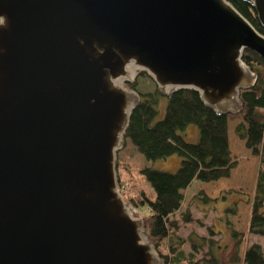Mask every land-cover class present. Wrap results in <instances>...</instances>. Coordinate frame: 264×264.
<instances>
[{
	"label": "water",
	"instance_id": "obj_1",
	"mask_svg": "<svg viewBox=\"0 0 264 264\" xmlns=\"http://www.w3.org/2000/svg\"><path fill=\"white\" fill-rule=\"evenodd\" d=\"M240 1L264 29V0ZM0 17V264H164L118 188L125 84L240 114L264 36L226 0H0Z\"/></svg>",
	"mask_w": 264,
	"mask_h": 264
},
{
	"label": "trees",
	"instance_id": "obj_2",
	"mask_svg": "<svg viewBox=\"0 0 264 264\" xmlns=\"http://www.w3.org/2000/svg\"><path fill=\"white\" fill-rule=\"evenodd\" d=\"M226 1L264 36V29L258 23L252 7L240 0ZM242 61L251 71L256 73L257 80L252 89L240 93L243 110L239 114L241 122L234 127V134L244 142L245 148L257 159L254 186L248 201L247 230L249 234L264 237V60L252 51L244 50ZM126 86L138 92L140 103L133 110L135 114L133 112L131 114L124 143L126 139L130 140L131 130L135 125H133L135 115L142 113L143 117L145 116L144 122L142 121L140 124L142 144H140V138V141L135 138V142L150 158L161 157L167 148L178 149L185 146L188 149H185L186 153L182 157L181 164L174 172L151 167L134 170L130 163L117 157L116 173L120 194L125 201L133 205L135 216L143 220L144 227L149 233V239L153 242L155 251L164 261V264H221L220 259L213 252L216 232L211 226L204 227L207 232L205 236L193 232L187 237H182L179 231H181L182 225L194 221L190 210L194 201H202L205 204L213 202L205 194L202 197L197 194L196 198L190 199L183 207L184 192L188 187L187 185L192 181V177L195 175L203 181L212 178H228L231 170L236 167L235 160L231 158L229 150L224 147L228 141V134L224 126L219 123L223 116H216L205 108L197 94L192 91H179L173 94L171 98H178L181 93L191 96L190 99L195 109L194 113L182 114L176 105H171V108L178 119L181 121L183 119L184 124H193L199 132L196 143L179 145L175 142L173 135L179 126L171 125L167 132V118L157 119L159 99L163 96L156 91L155 86L151 91H140L136 87L137 80L133 84H126ZM171 98H167V104ZM136 110L138 112H135ZM136 131H139L137 126ZM156 135L158 136L156 137ZM180 139L182 140L181 136ZM187 153L191 157H187ZM134 171L151 188L154 193L153 198L146 193V187L142 184L141 179L136 178ZM205 173L209 174L204 176ZM140 209H144L146 212H142ZM224 211L228 214L224 216L225 222L230 224L229 216L235 214L236 204L224 208ZM195 222L198 226H204L200 220ZM230 232V236L235 238L236 232L232 229ZM185 244L190 245L189 252L183 249ZM203 250L205 251L203 252ZM198 253L201 254L198 255ZM230 264H264V254L260 245L255 243L250 245L244 249L241 256L236 252Z\"/></svg>",
	"mask_w": 264,
	"mask_h": 264
},
{
	"label": "rangeland",
	"instance_id": "obj_3",
	"mask_svg": "<svg viewBox=\"0 0 264 264\" xmlns=\"http://www.w3.org/2000/svg\"><path fill=\"white\" fill-rule=\"evenodd\" d=\"M136 80V87L140 91H151L155 86L153 82L143 74H139L135 81ZM190 98L191 96L181 93L178 98H171L168 104L166 97L160 98L158 103L159 115L157 119H161L162 117L167 118L168 124L166 126V131H169L171 125L176 124L179 126L173 133L175 142L179 145H184L183 143H196L199 136L197 128L191 123L184 124L183 119L182 121L178 119L171 108V105H176L182 114L189 112H191L190 114L194 113V105ZM135 112H138V110ZM146 112L148 113V110H146ZM135 116L133 123V125H135L131 130L130 140H125L123 149L118 153L119 155L117 154L118 156L116 155V158L118 157L120 160L130 163L134 170L151 167L163 171H176L181 164L182 157H184L186 153L185 149L188 148L185 146L184 148L180 147L178 149L174 147L167 148L161 157L156 158L155 156L150 158L146 152L141 149V146L135 142V138L138 140L140 138V124L142 121L144 122L145 116L143 117L142 113H137ZM221 119L219 123L224 126L228 134V141L225 143L224 147L229 150L231 158L236 162V167L231 170L228 178H212L211 180L203 181L195 175L192 177V181L187 185L188 187L184 192L185 201L183 207L190 199L196 198L197 194L201 195L200 197L205 194L213 202L205 204V202L202 201H194L190 207L194 221L182 225L179 234L182 237H187L194 232L197 235L205 236L207 232L204 227L211 226L216 232L214 236L215 244L213 247L214 255L220 259L221 264H230L236 252L241 256L244 249L254 243L260 245L264 254V237L249 234L247 230L249 213L248 201L254 186L257 159L245 148L244 142L239 140L234 134V127L241 122V116L239 114L226 115L221 117ZM136 126L137 130H139L138 132L136 131ZM179 135L183 141L180 139ZM157 136L158 135H156V137ZM167 136L169 135L167 134ZM141 139L142 138H140V140ZM140 142V144H142V140ZM186 156L191 157L189 153H187ZM122 174L124 173L122 172ZM207 174L209 173H205L204 176H207ZM134 175L136 178H139V180L141 179L143 182L141 183L147 189L146 193L153 198L154 193L148 184L140 178L136 171H134ZM233 204H236V212L229 216L230 224H227L224 216L228 214L225 213L224 208L228 206L231 207ZM140 211L146 212L144 209H140ZM196 220H200L204 226H198L195 222ZM230 229L236 232L235 238L230 236ZM183 249L189 252L191 247L189 244H185ZM204 251L205 250H203V252ZM200 254L201 253H198V255Z\"/></svg>",
	"mask_w": 264,
	"mask_h": 264
},
{
	"label": "clouds",
	"instance_id": "obj_4",
	"mask_svg": "<svg viewBox=\"0 0 264 264\" xmlns=\"http://www.w3.org/2000/svg\"><path fill=\"white\" fill-rule=\"evenodd\" d=\"M0 23H3V18L2 17H0Z\"/></svg>",
	"mask_w": 264,
	"mask_h": 264
},
{
	"label": "bare ground",
	"instance_id": "obj_5",
	"mask_svg": "<svg viewBox=\"0 0 264 264\" xmlns=\"http://www.w3.org/2000/svg\"><path fill=\"white\" fill-rule=\"evenodd\" d=\"M224 31V30H223Z\"/></svg>",
	"mask_w": 264,
	"mask_h": 264
}]
</instances>
